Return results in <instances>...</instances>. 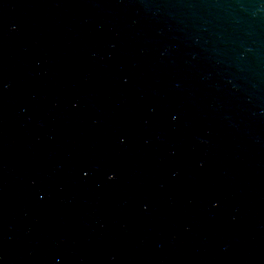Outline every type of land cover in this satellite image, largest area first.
Returning a JSON list of instances; mask_svg holds the SVG:
<instances>
[{
	"label": "water",
	"instance_id": "obj_1",
	"mask_svg": "<svg viewBox=\"0 0 264 264\" xmlns=\"http://www.w3.org/2000/svg\"><path fill=\"white\" fill-rule=\"evenodd\" d=\"M0 264H264V0H0Z\"/></svg>",
	"mask_w": 264,
	"mask_h": 264
}]
</instances>
